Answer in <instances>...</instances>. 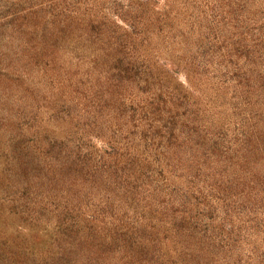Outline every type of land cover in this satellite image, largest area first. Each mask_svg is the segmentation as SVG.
<instances>
[{"label": "rangeland", "instance_id": "374dc122", "mask_svg": "<svg viewBox=\"0 0 264 264\" xmlns=\"http://www.w3.org/2000/svg\"><path fill=\"white\" fill-rule=\"evenodd\" d=\"M0 264H264V0H0Z\"/></svg>", "mask_w": 264, "mask_h": 264}]
</instances>
